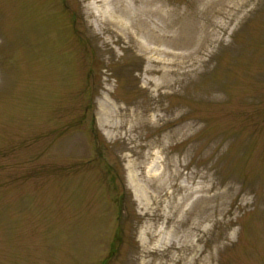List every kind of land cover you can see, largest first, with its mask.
<instances>
[{
	"label": "rangeland",
	"instance_id": "374dc122",
	"mask_svg": "<svg viewBox=\"0 0 264 264\" xmlns=\"http://www.w3.org/2000/svg\"><path fill=\"white\" fill-rule=\"evenodd\" d=\"M121 1L0 0V264H264V0Z\"/></svg>",
	"mask_w": 264,
	"mask_h": 264
},
{
	"label": "bare ground",
	"instance_id": "6f19581e",
	"mask_svg": "<svg viewBox=\"0 0 264 264\" xmlns=\"http://www.w3.org/2000/svg\"><path fill=\"white\" fill-rule=\"evenodd\" d=\"M112 1V4L114 6L115 12H119V17L117 18L120 22L121 26H123V21L126 20L128 22V25L126 27L131 32L133 27L137 24L139 26H143L141 29V32L146 40L145 48L149 50V52L154 53L155 55L158 54H165L169 55L170 51L166 47L160 46V42L162 38L168 39L169 35L165 33L164 35L159 34V31L157 30V27L149 20H147L144 17L138 16L134 11L132 12L131 9L128 7V2H122L121 0H110ZM117 6L121 7L120 9H117ZM148 13H156L159 14L161 17L165 15V11L160 6L158 8H151L147 9ZM124 17V18H123ZM116 24V21H115ZM111 31H114L111 29ZM135 31L133 30V34Z\"/></svg>",
	"mask_w": 264,
	"mask_h": 264
},
{
	"label": "trees",
	"instance_id": "16d2710c",
	"mask_svg": "<svg viewBox=\"0 0 264 264\" xmlns=\"http://www.w3.org/2000/svg\"><path fill=\"white\" fill-rule=\"evenodd\" d=\"M105 169L108 171L109 174L111 173L113 176H114V174L116 175V173L115 172L113 173V171L107 165L105 166ZM125 194H126V192L123 191L120 198H119V202L121 203L120 204V211L121 212L123 211L122 204L124 203V200H125ZM119 228L121 230L122 227L119 226Z\"/></svg>",
	"mask_w": 264,
	"mask_h": 264
}]
</instances>
